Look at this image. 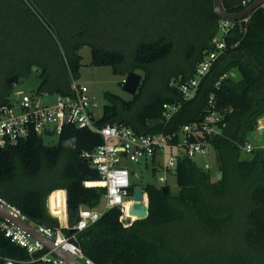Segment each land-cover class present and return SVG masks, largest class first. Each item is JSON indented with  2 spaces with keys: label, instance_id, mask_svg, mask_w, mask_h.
<instances>
[{
  "label": "trees",
  "instance_id": "16d2710c",
  "mask_svg": "<svg viewBox=\"0 0 264 264\" xmlns=\"http://www.w3.org/2000/svg\"><path fill=\"white\" fill-rule=\"evenodd\" d=\"M252 1L222 4L238 12ZM222 20L213 0H0V105L9 103L15 84L34 67L41 76L35 95L70 93L83 64L80 51L89 45L92 65L143 74L131 98L105 93L109 102L97 118L99 126L125 124L138 134L178 132L203 120L211 94L223 117L220 132L202 138L215 150L221 177L194 158L179 156L171 171L177 192L166 181L132 183L143 188L146 218L126 217L122 206H113L86 228L71 229L79 209L101 206L106 193L100 173L82 155L103 137L72 124L64 125L55 143L30 134L0 147V195L28 220L74 234L71 239L97 264H264V149L242 154L264 113V6L247 20L230 21L226 32ZM217 35L226 47L196 95L185 100L179 86L194 75ZM236 65L248 83L245 89L228 73ZM166 102L180 104L169 119L163 115ZM148 163L159 174L160 160L155 156ZM57 189L66 190L70 227L48 211L47 197ZM228 235L233 238L221 258L199 254L202 248L215 250ZM46 252L30 254L0 227V264L7 258L53 264L40 258Z\"/></svg>",
  "mask_w": 264,
  "mask_h": 264
},
{
  "label": "built area",
  "instance_id": "2783aa9c",
  "mask_svg": "<svg viewBox=\"0 0 264 264\" xmlns=\"http://www.w3.org/2000/svg\"><path fill=\"white\" fill-rule=\"evenodd\" d=\"M243 4H246V1H243ZM248 17L243 19L247 20ZM231 24L230 21L222 20L221 30L226 32ZM212 45L213 48L198 63L194 75L179 86L185 100L196 95L201 78L210 70L213 62L226 47L225 40L218 35L213 38ZM225 75L217 81V87L220 86ZM36 97L38 96L35 94H24L15 104L9 102L0 105V147L14 145L30 134L57 136L66 124L88 128L103 137L102 144L98 145L92 152L85 151L82 155L92 163L101 175L100 181L106 187L104 202L96 208L81 207L77 223L71 227L73 230L86 228L113 206H122L125 216L133 217L128 211L133 200L132 193L127 191V187L132 184L129 163H146L156 156L160 160V169L162 168L159 179L165 182L167 172L175 171L174 168L179 156L186 155L194 158L206 155L212 145L202 138L220 132V125L223 124V117L216 106L214 94L209 97L206 112L200 123L185 124L178 132L160 131L147 134H138L125 124L114 123L99 126L96 122L98 117L94 112L98 104L91 95L89 87L76 79L72 81L71 92L57 94L56 101L53 103H37ZM163 106L164 118L169 119L179 109L180 104L166 102ZM167 148H176L178 151L171 152L167 161L162 162ZM255 149H264V143L256 144L248 141L242 147L245 154H250ZM203 166L211 169V165L207 162ZM128 202L129 204H127ZM0 206L6 209L10 215L29 221L19 207L1 195ZM47 207L50 214L60 220L62 227H70L68 212L67 223L64 224L60 215L55 214L56 209L50 207L49 199ZM32 224L46 237L54 239L56 247H61L85 264H97L88 258L71 239L75 238L74 234L68 237L60 229H52L45 224ZM0 227L11 241L25 247L30 254L45 248L40 241L34 239L27 231L1 214ZM40 258L53 264H67L50 250ZM5 262L6 264H17L18 260L7 258Z\"/></svg>",
  "mask_w": 264,
  "mask_h": 264
},
{
  "label": "rangeland",
  "instance_id": "374dc122",
  "mask_svg": "<svg viewBox=\"0 0 264 264\" xmlns=\"http://www.w3.org/2000/svg\"><path fill=\"white\" fill-rule=\"evenodd\" d=\"M220 36V35H218ZM82 55V66L80 68V74L77 77V81L86 84L89 87L91 95L97 102L98 106L94 109L97 117L102 115L103 106L109 99L106 97V92H111L117 94L118 96L129 99L132 94L124 89V83H121L126 78V73H115L111 66L109 65H92L91 62V48L89 45H84L81 49ZM129 67V66H128ZM135 72L143 75L140 70H135ZM41 83L40 69L34 67L31 74L27 77L22 78L18 83L15 84L13 90L9 94V102L15 104L18 100L22 98L24 94L32 95ZM57 94H44L42 96L36 97L37 103L49 104L56 101ZM16 110V108H14ZM44 141L46 143H55L57 141V136L49 137L44 136ZM176 148L165 150V157L162 158V162H166L169 154L171 152H177ZM199 165L203 166L206 162L211 165V170L216 174V153L213 148L209 149L206 155H200L194 157ZM129 168L134 172L131 175V183L133 182H153L157 185H163V182L159 179V174L152 173L151 163H129ZM166 183L169 185L173 193L178 191V185L176 182V177L173 173L167 172ZM132 196V195H131ZM49 196L47 197L48 204ZM67 217V213L65 214ZM65 235V234H64ZM233 236L225 237L224 241L219 242L215 245V250L209 248H202L198 250L199 254H209L212 256V252L215 253L216 257L219 259L223 256V252L229 249ZM228 243V244H227ZM215 244V243H213ZM211 244V245H213Z\"/></svg>",
  "mask_w": 264,
  "mask_h": 264
},
{
  "label": "water",
  "instance_id": "95a60500",
  "mask_svg": "<svg viewBox=\"0 0 264 264\" xmlns=\"http://www.w3.org/2000/svg\"><path fill=\"white\" fill-rule=\"evenodd\" d=\"M264 3V0H253L249 5H247L245 8L238 12H228L224 9L222 0H213V7L215 13L223 20L227 21H236L243 19L247 16H249L254 10H256L259 6H262ZM229 75L234 79L236 83L239 84V86L242 89L247 88L248 83L244 79V75L242 71L240 70L239 66H233L232 68L229 69L228 71ZM142 76L141 74L135 72V71H130L127 73L126 78L123 80L124 83V89L131 94L135 93L137 91V88L141 82ZM264 117V113L260 116V121L261 118ZM258 119V120H259ZM259 122V121H258ZM264 126L260 125L254 133L258 134L260 136V140L258 142H255L256 144L264 143ZM262 136V138H261ZM243 155H246L242 151ZM176 169V166L174 170ZM218 178L221 177V173H218L217 175ZM163 189L165 191L168 190V187L165 185L163 186ZM127 191L132 193L133 195V200L129 205V214L133 216L134 218H146L148 216V203L146 200H144V194H143V188L139 185H133L131 184L130 186L127 187ZM0 214L3 217H7L10 219L12 222H14L16 225L27 231L34 239H37L40 241L45 248L50 250L55 256L58 258L62 259L65 263L67 264H85L83 261L77 259L74 257L72 254L67 252L66 250L62 249L61 247H56L54 244V239H49L46 237L42 232L38 230V228L30 223L29 221L20 218V217H14L9 214V212L4 209L3 207L0 206ZM47 227H51L50 225L45 224ZM72 229V228H71Z\"/></svg>",
  "mask_w": 264,
  "mask_h": 264
},
{
  "label": "bare ground",
  "instance_id": "6f19581e",
  "mask_svg": "<svg viewBox=\"0 0 264 264\" xmlns=\"http://www.w3.org/2000/svg\"><path fill=\"white\" fill-rule=\"evenodd\" d=\"M101 184L102 181H100ZM129 204V202L127 203ZM49 205L55 211V214L60 215V219L62 221H67V217L65 214L67 213L66 207V190L65 189H57L52 194L49 195Z\"/></svg>",
  "mask_w": 264,
  "mask_h": 264
},
{
  "label": "crops",
  "instance_id": "0c3cea01",
  "mask_svg": "<svg viewBox=\"0 0 264 264\" xmlns=\"http://www.w3.org/2000/svg\"><path fill=\"white\" fill-rule=\"evenodd\" d=\"M259 122H258V126H257V128L260 126V125H262V126H264V117L263 118H261V121H260V119L258 120ZM263 129H264V127H263ZM252 142H258L259 140H260V136L258 135V134H256V133H252ZM261 138H262V136H261ZM216 161H217V157H216ZM162 170V168L160 169V171ZM160 171H159V174H161L162 173V171H161V173H160ZM217 172V175H218V173H220L218 170H216ZM162 182V181H161ZM164 183V182H163ZM30 221V220H29ZM30 223H34L33 221H30Z\"/></svg>",
  "mask_w": 264,
  "mask_h": 264
}]
</instances>
